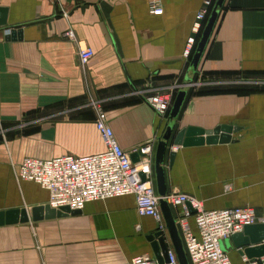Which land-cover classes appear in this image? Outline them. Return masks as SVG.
<instances>
[{
	"label": "crops",
	"instance_id": "1",
	"mask_svg": "<svg viewBox=\"0 0 264 264\" xmlns=\"http://www.w3.org/2000/svg\"><path fill=\"white\" fill-rule=\"evenodd\" d=\"M160 1L163 13L152 15L148 0H0V211L25 209L30 219L32 208L47 205L45 190L15 179L24 158L104 151L92 101L124 151L152 144L153 169L168 116L146 98L170 93L173 103L183 90L164 155L166 193L192 196L206 211L252 207L264 218V0H225L194 73L184 50L204 0ZM69 28L93 51L83 68L64 37ZM220 126L237 128L231 142L172 143L181 129ZM170 209L176 220L181 208ZM155 229L133 196L90 202L73 215L0 226V264L161 260L149 240ZM261 245L222 242L231 264L258 262Z\"/></svg>",
	"mask_w": 264,
	"mask_h": 264
},
{
	"label": "built area",
	"instance_id": "2",
	"mask_svg": "<svg viewBox=\"0 0 264 264\" xmlns=\"http://www.w3.org/2000/svg\"><path fill=\"white\" fill-rule=\"evenodd\" d=\"M212 3L213 0H204L202 9L195 16L192 26L194 36L187 40L185 58L190 56ZM147 4L150 14L163 13L160 0H148ZM62 14L63 17L66 16L65 13ZM64 37L77 45L78 63L82 68L86 66L93 57L92 49L77 42L70 28L64 33ZM146 104L156 115L167 118L172 96L170 93H158L146 98ZM90 106L104 151L82 157H26L14 170L16 181L32 182L45 190L48 194L47 205L54 210L67 208L69 211H81L90 202L133 196L137 215L152 218L156 223L155 231L162 233L167 239L165 222L159 207L160 200H164L170 208H181L175 222L189 264H231L222 242L241 233L246 226L264 224V218L259 217L255 209L248 206L206 211L200 201L177 190L159 197L155 191L152 169V144L146 143L131 152L124 151L114 137L101 104L92 101ZM132 154L138 155L136 163L131 160ZM191 217L195 232L188 222ZM243 261L249 263L246 257H243ZM123 264L179 263L175 252L167 249L162 263L143 255ZM250 264H264V257Z\"/></svg>",
	"mask_w": 264,
	"mask_h": 264
},
{
	"label": "water",
	"instance_id": "3",
	"mask_svg": "<svg viewBox=\"0 0 264 264\" xmlns=\"http://www.w3.org/2000/svg\"><path fill=\"white\" fill-rule=\"evenodd\" d=\"M224 2L225 0L214 1L213 7L209 13V16L203 27L200 38L197 42L194 53L189 63V70H191L193 73L198 67L199 61L212 34L213 28L218 19L219 12L224 5ZM1 25H4V23L0 22V26ZM188 82H190V80ZM185 95L186 92L183 90L177 93L169 111L166 128L161 139L158 141L155 149L153 169L156 192L159 197H164L166 194V184L163 169L164 155L167 143L173 132L174 122L178 117ZM235 131H237V128H233L230 126H220L212 131L207 132L196 128H186L181 129L180 131L176 132V134H174L172 143L176 146L184 147L198 146L203 144L229 143L232 141L231 134ZM131 160L133 163H136L138 161V155L132 154ZM159 207L163 216V220L165 222L167 238L169 239L172 249L176 254L178 263L189 264L170 207L164 200H160ZM78 212L79 211H69L67 208L54 210L51 209L48 205L37 206L31 209L30 219L32 221L40 219H51L55 217H64L69 214L73 215ZM190 212L193 213L191 210ZM30 219L28 212L25 209L0 211V226L4 224H16L18 222L27 223ZM245 236H247L248 238H245ZM231 237L233 238L234 243L237 247H248L249 245H258L259 243L264 241V224H254L246 226L242 233L235 234ZM149 240H153L152 247L154 251L156 253H163V258L165 259L167 251L166 237L162 233L155 231L151 236H149ZM260 248H264V245H261ZM251 249L252 248H247L246 252L251 251ZM162 260L163 259L160 260L157 257V261L159 263H162Z\"/></svg>",
	"mask_w": 264,
	"mask_h": 264
},
{
	"label": "trees",
	"instance_id": "4",
	"mask_svg": "<svg viewBox=\"0 0 264 264\" xmlns=\"http://www.w3.org/2000/svg\"><path fill=\"white\" fill-rule=\"evenodd\" d=\"M213 4H214V1H213L212 5L210 6V8H209V12H208V13H210V11H211V9H212V7H213ZM204 24H205V21H204V23H203V26H202L200 32H199L198 35L196 36L195 44H194V46H193V48H192V51H191L190 56H189V59H191V57H192V55H193V53H194L195 47H196L197 42H198V40H199V38H200V35H201L202 30H203ZM168 115H169V113H168Z\"/></svg>",
	"mask_w": 264,
	"mask_h": 264
}]
</instances>
